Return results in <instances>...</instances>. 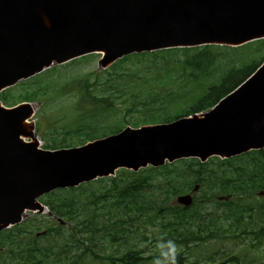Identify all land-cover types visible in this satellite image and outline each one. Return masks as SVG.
Listing matches in <instances>:
<instances>
[{"label": "trees", "instance_id": "obj_1", "mask_svg": "<svg viewBox=\"0 0 264 264\" xmlns=\"http://www.w3.org/2000/svg\"><path fill=\"white\" fill-rule=\"evenodd\" d=\"M240 49L207 45L134 54L116 63L113 72H107L105 90L97 89L98 84L105 83L101 74L93 83L89 75L61 84L77 91L80 103L89 104L84 107L86 117L89 112L93 118L123 113V120L104 129L103 134H112L120 131L124 123L139 126L169 122L212 108L264 61V40L237 51ZM143 58L152 63L135 69L122 67L131 59L142 63ZM51 82L21 97L35 100L67 89ZM3 99L10 103L7 95ZM120 99L121 104L117 103ZM97 127L92 123L87 127L90 131L84 132L91 137L99 135ZM81 131L76 127L64 134L84 133ZM196 183L204 187L205 195L193 206L172 204L177 195L189 192ZM261 189L264 150L225 160L215 157L205 163L180 160L139 172L122 169L115 177L50 195L45 203L51 212L73 227L65 231L50 227L39 238L22 225L4 231L0 237V264H49L51 259L58 264H90L96 259L107 264H149L167 251L166 247L152 250L151 240L163 241V246L174 241L175 264H190L193 251L219 237L247 241L238 253L220 264H264V199L257 198ZM228 195L233 198L227 202L218 200ZM208 201L215 202L216 207L208 206ZM33 226L40 228L41 222ZM44 238L47 243H43ZM112 242H120L121 248L103 254L105 246ZM130 242L134 245L130 246ZM209 259L214 260V255Z\"/></svg>", "mask_w": 264, "mask_h": 264}, {"label": "water", "instance_id": "obj_2", "mask_svg": "<svg viewBox=\"0 0 264 264\" xmlns=\"http://www.w3.org/2000/svg\"><path fill=\"white\" fill-rule=\"evenodd\" d=\"M264 38V0H0V92L22 78L102 52L105 67L134 52ZM32 106L0 105V230L58 187L183 157H231L264 147V67L202 116L133 130L81 148L25 143ZM27 132V133H26ZM264 196V190L259 192ZM185 205L190 195L179 197Z\"/></svg>", "mask_w": 264, "mask_h": 264}, {"label": "rangeland", "instance_id": "obj_3", "mask_svg": "<svg viewBox=\"0 0 264 264\" xmlns=\"http://www.w3.org/2000/svg\"><path fill=\"white\" fill-rule=\"evenodd\" d=\"M102 55L99 53H94L92 55H88L86 57H82V58H78L77 60H72L70 62L64 63V64H55L50 68H47L45 70H43L41 73H38L28 79H24L21 80L19 82H17L15 85H13L15 89L14 93L19 94L22 93L26 90H29L31 87L36 86V83L33 82V79L35 78H39L42 76H45L46 72L50 69H52L53 71L50 72V76L52 78H59V76H61L62 79L64 80H70L72 78H76V79H80V78H84L86 77L90 72H104L106 68H103L100 65V60H101ZM138 62V61H137ZM137 62H132V61H128L126 63L123 64V66H126L127 68H132L135 69L136 65L137 66H143L144 63H148V62H143L137 64ZM111 67H108V70ZM141 77V76H140ZM73 80V79H72ZM93 81V79H92ZM77 94L76 93H69V94H64V96L59 98V101H52L51 98H49L47 95H45L44 97H41V100H37L34 101L35 105L37 106V110H36V114L32 116V118H30L29 120V125L27 127L28 134L25 135L24 140L26 141H37L38 144L44 148L45 144L48 142V140H50V131L47 130V125L49 127H52L49 123L50 121L56 120L55 117H51L53 116L55 113L57 114L58 112H60L62 110V114H64L63 117H59V120H63L61 122V126H71L74 123V119L73 117L76 116L75 112L72 109H67L64 111V108H66L67 106L70 105H76L77 104ZM122 99L117 100V102L121 103ZM23 101H17L16 104H20ZM59 107V108H58ZM116 119V117L110 118L109 122H113ZM39 120L42 121L43 124H40ZM49 122V123H48ZM45 125V127H44ZM152 125V124H149ZM131 126V125H129ZM132 127V126H131ZM141 127H147V125H140ZM27 133V132H26ZM53 135V133H52ZM73 140H78V138L73 139ZM70 142V140L68 141ZM199 192V191H198ZM197 191L194 193V195H196L198 193ZM41 200V198H40ZM176 200V198H175ZM174 200V202H175ZM216 204L215 202H211L209 203V206ZM43 217L46 220V223L48 224V226H56L59 227L60 229H65L68 227H70L69 224H66L64 221L65 220H60L57 218V216H53L50 213H47L45 211L43 212H38V210L36 211H27L26 212V218L23 221V228H28L29 230H31V232H33V235H36L37 233L41 232H45L46 231V227H42L43 225L41 224L40 228H35L33 225L36 221L40 220L41 222H43ZM31 225V226H29ZM8 230V229H7ZM44 230V231H43ZM224 235L228 236V233H225ZM38 237H41L38 236ZM226 238V239H225ZM219 237V238H212L209 239L206 243L204 247L199 248L200 251H193L192 252V256H191V262L190 264H197L194 263V261L199 262L198 264H220L222 262H226V260L231 257V255L236 254L240 251V249H242L243 245L247 242V241H242L243 238H237L236 240H231L229 239V237ZM43 243H47V239L44 238L43 239ZM152 243V250H162V248L164 247H158V245L163 246V244L165 242L163 241H158V243H154V240H151ZM154 243V244H153ZM130 246H133L134 243H129ZM120 242H112L109 243V245L105 246V251H102L103 254L110 253L113 251H118V249H120ZM122 248H125V245H122ZM51 254V253H50ZM211 255H214V260H210L209 257ZM49 259L51 257H48ZM7 261H9V258H6ZM48 262V261H47ZM49 264H58L57 261H55L54 259H51L49 261ZM90 264H107L106 261L104 260H99L96 259L93 263ZM149 264H153L149 263ZM189 264V263H188ZM226 264V263H224ZM231 264V263H229Z\"/></svg>", "mask_w": 264, "mask_h": 264}, {"label": "clouds", "instance_id": "obj_4", "mask_svg": "<svg viewBox=\"0 0 264 264\" xmlns=\"http://www.w3.org/2000/svg\"><path fill=\"white\" fill-rule=\"evenodd\" d=\"M158 247H166L167 251H162L160 256L154 259L153 264H175L176 244L174 241H167L166 246L158 245Z\"/></svg>", "mask_w": 264, "mask_h": 264}, {"label": "bare ground", "instance_id": "obj_5", "mask_svg": "<svg viewBox=\"0 0 264 264\" xmlns=\"http://www.w3.org/2000/svg\"><path fill=\"white\" fill-rule=\"evenodd\" d=\"M27 121H25L23 124H22V127L24 126V127H27ZM21 138H23V136H21Z\"/></svg>", "mask_w": 264, "mask_h": 264}]
</instances>
